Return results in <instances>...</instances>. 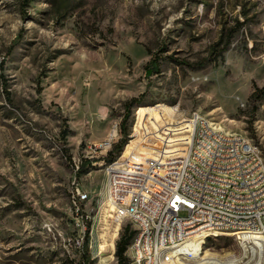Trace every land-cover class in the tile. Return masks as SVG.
<instances>
[{
  "label": "rangeland",
  "instance_id": "obj_1",
  "mask_svg": "<svg viewBox=\"0 0 264 264\" xmlns=\"http://www.w3.org/2000/svg\"><path fill=\"white\" fill-rule=\"evenodd\" d=\"M152 58L160 69L147 77ZM257 87L264 0H0V264H82L88 223L92 264H118L117 243L135 227L125 212L114 221L108 164L137 138L148 164L164 148L156 135L187 139L195 113L246 137L264 161V94L249 100ZM141 95L124 126L125 104ZM156 108L168 122L144 136L141 113ZM116 125L113 152L92 155L75 178L73 159L85 162ZM76 185L89 195L77 205ZM250 236L211 234L207 260L175 264H264Z\"/></svg>",
  "mask_w": 264,
  "mask_h": 264
},
{
  "label": "built area",
  "instance_id": "obj_2",
  "mask_svg": "<svg viewBox=\"0 0 264 264\" xmlns=\"http://www.w3.org/2000/svg\"><path fill=\"white\" fill-rule=\"evenodd\" d=\"M188 120L192 124L185 143L173 153H151L153 156L141 176L122 197H115V185L129 165H124V158H117L106 169L114 221L117 222L116 213L125 212L136 231L138 222H146V215L154 214V221L147 222L146 233H135L127 253L159 247L161 264H170L171 247L170 253H163L168 240L194 241L205 232L238 238L244 237V233H264V161L259 149L246 137L222 131L199 113ZM199 128H213V136L198 138ZM119 131L116 125L113 136L87 146L85 161L94 154L107 156L112 152ZM210 141H217L218 148H225V157L217 158L216 151L201 165L191 166L194 151ZM73 160L76 178L84 161ZM203 166H213L214 175H205ZM72 197L75 205L89 199L79 185L75 186ZM207 215H214V224H207ZM144 264L154 261L144 260Z\"/></svg>",
  "mask_w": 264,
  "mask_h": 264
},
{
  "label": "bare ground",
  "instance_id": "obj_3",
  "mask_svg": "<svg viewBox=\"0 0 264 264\" xmlns=\"http://www.w3.org/2000/svg\"><path fill=\"white\" fill-rule=\"evenodd\" d=\"M157 108H163V107L158 106ZM157 108L155 109V113H151L150 111L147 110H143L141 113V117H142L141 133L144 134V136H149L150 129L154 122L160 124L159 125L160 127L162 126V123L168 122V121L166 122V118L163 112H158ZM166 111L170 117H173V115L175 114L173 108L166 109ZM191 124L192 123L189 121V125L184 129V131L190 132ZM113 133L109 137L113 136ZM156 136L158 138V141L164 146V148H161L160 151L167 153H173L178 151L176 148H173V146L179 143L183 144L187 140L182 137H180L179 139L177 138L172 139L168 137H163L159 134ZM209 136H213V128H199L198 138H208ZM137 140L138 138L136 140H133L127 146L126 151L124 153V156H127V159H125L124 162L129 159L126 163V165H129V167L128 170L124 173V175L118 177L117 183L115 185V197H122V194L125 193V190H129V185H133L134 180L138 179V177L141 176L142 169L146 165V160L144 159L145 158L144 154L146 153L147 150L145 146L146 141L142 142L139 145V148L135 150L134 144L136 143ZM216 151H217V158L225 157V148H218L217 141H210L208 143L203 144L201 148H197L194 151L193 158L191 159V166L201 165L202 161H205L207 157H213ZM203 173H205V175H214L213 166H203ZM153 221H154V214H147L146 222H138V225L136 226L137 235H143L144 233H146L147 222H153ZM207 224H214V215H207ZM116 233L117 230L114 232L113 240L109 244V247H111L112 250H115V239L117 236ZM211 234L214 233L205 232L202 233V238L197 237L194 241L183 240L180 243H176V240H168V246H163V253L170 251V247L171 250L177 249L176 252H171L170 264L176 263L175 258L177 256H180V260H187L193 256L196 258L202 257L204 254L202 260H207L208 259L207 256H209V252L208 251L204 252L203 243L205 238ZM244 234H251L250 240H252L257 246H264V233H260V234L244 233ZM104 247L105 246L101 245L102 249ZM99 256H101L102 258L105 256L103 250L99 253ZM128 256H129L128 264H144V260L154 261V264H161L162 251L159 247H151L148 248L147 250L132 251L128 253Z\"/></svg>",
  "mask_w": 264,
  "mask_h": 264
},
{
  "label": "trees",
  "instance_id": "obj_4",
  "mask_svg": "<svg viewBox=\"0 0 264 264\" xmlns=\"http://www.w3.org/2000/svg\"><path fill=\"white\" fill-rule=\"evenodd\" d=\"M159 69H160L159 59L152 58L146 67L147 77H150L154 73H158ZM260 94H264V87L262 88L257 87L256 91L250 96L249 100L253 103L258 102ZM142 98H143V95H141L140 97L132 98L125 104L126 115L123 120L124 126L127 124L129 120L132 108L135 106L142 105ZM122 135H123V138L116 145L118 149L122 148L123 145L126 144L127 142L128 134H127V131H125V129L122 130ZM90 165H91L90 161L83 162L81 164L78 175L85 173L89 169ZM90 228H91V224L88 223L87 231H86L87 233L86 240L83 242V246H82V252H83V263L82 264H92L93 262L92 254H91V250H90L89 242H88V234H89ZM135 233L137 235V231H132L130 230L129 227H127L124 233L122 234L119 242L117 243L116 257L118 259V264H128L129 263V256L127 252H128L129 245L133 237L135 236Z\"/></svg>",
  "mask_w": 264,
  "mask_h": 264
}]
</instances>
